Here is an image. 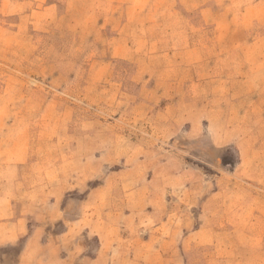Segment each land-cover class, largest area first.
<instances>
[{
  "label": "rangeland",
  "instance_id": "obj_1",
  "mask_svg": "<svg viewBox=\"0 0 264 264\" xmlns=\"http://www.w3.org/2000/svg\"><path fill=\"white\" fill-rule=\"evenodd\" d=\"M146 1L4 0L0 191L41 221L43 257L61 264H100V249L103 264H264V228L248 224L255 209L264 225V124L250 121L264 88L235 103L226 84L248 71L219 65L237 33L209 45L204 29L197 49L192 22ZM198 62L216 64V102L178 101L208 78ZM21 245L0 260L18 263Z\"/></svg>",
  "mask_w": 264,
  "mask_h": 264
},
{
  "label": "crops",
  "instance_id": "obj_2",
  "mask_svg": "<svg viewBox=\"0 0 264 264\" xmlns=\"http://www.w3.org/2000/svg\"><path fill=\"white\" fill-rule=\"evenodd\" d=\"M136 3L137 2H132L133 5H136ZM5 4L4 0L0 2L1 7ZM142 6H144L145 11L148 7L155 6L156 9L151 11V14H161L160 16L162 19L167 17L169 20L176 19V21L192 22L190 23L193 26L191 31L192 33L194 32L196 38L199 39L194 45V47L197 46L195 47L197 49L208 46V43L205 42V35L202 34L201 36L204 29L209 30V45H214L216 42L219 43L220 35L223 32L228 31V34H233L235 31L237 33V38L239 37V42H235L237 39H232L228 49H238V52L236 53L235 51L230 50V54L225 57L224 62L219 65V68L223 71L230 72L233 70L247 69L248 73L246 76L240 78L232 77L230 82L226 84L231 86L228 89V94L235 103L243 106L240 103L242 98L248 99L251 97V94L255 93V91H263L264 51L259 52L255 49H258L259 44L264 42V0H148L143 3ZM159 7L161 8L159 9ZM4 12L1 9V21L8 18ZM16 14V19L19 21L21 15H19V12H16ZM151 16H148L149 18L145 17L143 22H152L154 19H152ZM0 30L3 31V28L0 27ZM232 41L235 43L232 44ZM171 48L174 49L176 47L172 46ZM232 55H237L239 61H233ZM200 69L209 72L208 78L197 74L196 80L184 85L182 88L183 94L178 101L183 103L194 102L201 97L206 98V96H208L212 102L217 101V94L214 91V78L216 77L212 76L215 71L217 72L216 64L198 62L194 65L195 73ZM259 73L260 76L258 75ZM237 87H240L241 89ZM240 92L242 94H240ZM250 106H256L260 109V111H258L260 114L256 113L254 116L257 121L250 119L251 123L264 124V116L262 115L264 107L255 102ZM212 117H214V115ZM199 121L198 117L194 118L196 125ZM210 124L214 125L212 120L210 121ZM225 132L233 134L235 133V130L234 128L230 129L228 127ZM228 140H231V138ZM8 198H12V196L9 193L0 191V248L2 249L21 243L18 263L16 264H61L57 251H52L53 253L49 260L43 257V244L45 239L43 236L45 228L42 227L41 221L35 220L34 223L30 225V219L22 213L23 209L20 206H16ZM216 213L221 214V220L217 218L218 221H215L216 223H221V228L219 229L234 230L233 228L237 227L236 224L230 222L229 218H226V216L223 215L234 214L233 212L229 213L226 209L221 212V210L217 209L215 214ZM250 213L252 214V218L248 220L249 226L264 228L263 223L258 221L260 215L258 216V214H254L256 213L255 209L250 211ZM258 213L261 214L259 211ZM235 214H238V211L235 212ZM258 222L262 225H256ZM186 227L187 226L184 228ZM146 244H148V242ZM103 245L105 244L103 243L102 246ZM105 255V251L100 249V256H98L95 261L103 264L107 258ZM112 258L115 260L114 257ZM110 260L112 261V259L109 258L108 262ZM67 261H71V259L68 258ZM0 264L8 263H6L5 260H0ZM137 264L152 263L138 262Z\"/></svg>",
  "mask_w": 264,
  "mask_h": 264
}]
</instances>
